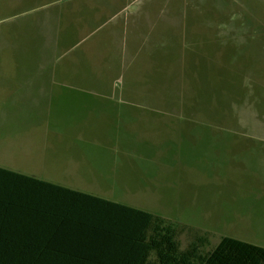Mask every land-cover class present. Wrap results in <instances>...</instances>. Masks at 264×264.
<instances>
[{
  "label": "rangeland",
  "instance_id": "rangeland-1",
  "mask_svg": "<svg viewBox=\"0 0 264 264\" xmlns=\"http://www.w3.org/2000/svg\"><path fill=\"white\" fill-rule=\"evenodd\" d=\"M179 1H166L167 22L148 19L155 24L151 41L164 37L165 47L129 53L126 65L120 60L100 77L108 84L99 95L59 89L55 105L41 106V140L54 147L42 164L19 167L20 155L3 160L16 171L83 191L84 184H69L66 177L68 151L83 153L90 140H118L134 157L120 166L119 189L104 197L160 215L190 234L208 233L207 249L223 236L264 246V0H188L183 26ZM181 26L187 42L198 46L188 47L185 57L179 55ZM77 57L73 75L80 80V50ZM113 81L117 88H108ZM121 91L138 104L117 106L123 112L117 119L106 112L85 120L84 97ZM15 111L0 133L13 130L19 142L17 130L35 122L24 120L19 107ZM12 149L0 143L2 153ZM189 233L178 236L182 249Z\"/></svg>",
  "mask_w": 264,
  "mask_h": 264
},
{
  "label": "crops",
  "instance_id": "crops-1",
  "mask_svg": "<svg viewBox=\"0 0 264 264\" xmlns=\"http://www.w3.org/2000/svg\"><path fill=\"white\" fill-rule=\"evenodd\" d=\"M166 1L0 0V106H3V112L0 111V126L2 122L11 121L15 115L17 116L15 111L17 107L24 120L35 122L25 124L22 129L17 130L22 134L18 137L21 139L19 142H15L17 138H13L15 133L13 130L6 129L0 133V143L3 142L9 149L10 146L13 148L9 154H4L0 150L1 169L63 186V182L47 181L33 173L16 171L13 169L15 165L11 162H15L20 155L19 167L26 165L29 167L33 165L32 163L37 166L39 161H41L39 164L44 162L45 153L51 147L54 148L48 141L44 147V141L41 140L43 134L39 133L41 130L37 121V118L40 121L43 115L44 108L41 106L55 105L59 89L83 90L84 94L99 95L98 90L107 89L108 84L100 77L103 73L118 67L120 60L121 66L122 62L126 65L129 53H132L131 56L134 55L137 48L151 53L155 46L165 47L164 37L156 42L151 41L155 24L148 19L157 18L165 22L170 20L166 18V12L169 10L166 8ZM189 3L188 0H180L178 4L181 8L178 15L182 20V26L183 20L189 18L187 13ZM191 3L193 4L192 1ZM211 16L216 18L215 15ZM182 26L177 28L181 36L179 55L185 57L188 47L194 50L198 46L195 42H187L186 33L182 35ZM79 50L83 57V78L77 80L73 74L80 66L77 64ZM116 82L113 81V85L108 88H117ZM110 95L84 97L82 103L85 106V120L99 118L106 112L117 119L119 114L123 115L117 106L134 105L139 102L128 92L121 91L120 94L114 92ZM85 126L87 129L88 125ZM48 132L46 130L47 134ZM16 143L20 145L16 146ZM125 147L118 140L107 142L90 140L84 144L83 153L75 150L73 155V152L68 151L71 167L66 177L71 182L69 184H84V190L67 188L101 199L115 200L104 196H110L119 189L120 166L132 161L134 157V154ZM17 149L19 151H16ZM13 154L18 156L12 157ZM9 157L11 161L3 160H8ZM63 169L66 172L65 166ZM123 200L128 199L123 197ZM233 239L246 242L238 238ZM249 244L264 248L263 245Z\"/></svg>",
  "mask_w": 264,
  "mask_h": 264
},
{
  "label": "trees",
  "instance_id": "trees-1",
  "mask_svg": "<svg viewBox=\"0 0 264 264\" xmlns=\"http://www.w3.org/2000/svg\"><path fill=\"white\" fill-rule=\"evenodd\" d=\"M0 168V264H264V248Z\"/></svg>",
  "mask_w": 264,
  "mask_h": 264
}]
</instances>
